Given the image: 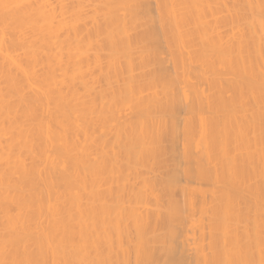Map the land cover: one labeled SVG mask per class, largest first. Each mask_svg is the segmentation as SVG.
<instances>
[{
    "label": "bare ground",
    "instance_id": "6f19581e",
    "mask_svg": "<svg viewBox=\"0 0 264 264\" xmlns=\"http://www.w3.org/2000/svg\"><path fill=\"white\" fill-rule=\"evenodd\" d=\"M0 264H264V0H0Z\"/></svg>",
    "mask_w": 264,
    "mask_h": 264
}]
</instances>
